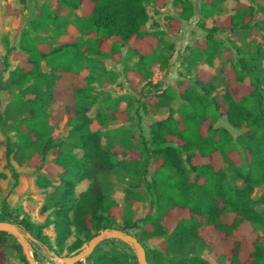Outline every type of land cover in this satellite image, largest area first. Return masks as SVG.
<instances>
[{
    "label": "trees",
    "instance_id": "1",
    "mask_svg": "<svg viewBox=\"0 0 264 264\" xmlns=\"http://www.w3.org/2000/svg\"><path fill=\"white\" fill-rule=\"evenodd\" d=\"M178 1L180 9L164 18V29L149 31L147 7L161 9L168 0H51L50 7L40 6L29 20L34 37L24 32L20 50H7L6 54H14L18 62L5 80L1 75L9 68L7 55L0 59V91L29 80L40 85V63L48 61L53 69V95L61 102L56 114L48 115L40 100L34 99L30 118L20 123L17 141L7 148L9 151V146L16 144L38 149L42 160L55 153L46 166V172L59 182L52 218L37 225L25 218L18 223L15 215L0 210V221L20 224L37 239L34 245L43 242L49 246L42 232L49 225L53 226V246L58 253L64 247L68 253L78 249L83 238L88 241L104 228L135 229L145 248L147 239L166 236L162 250L169 248L177 255L198 239L213 255L226 260L221 264H264V234L257 231L264 228V188L256 201L252 198L254 189L264 185V70L260 67L264 47L257 43L254 53L245 55L236 43L241 32L259 35L264 41V6L239 3L235 13L214 19L205 27L204 20L226 0H200L198 25L205 32V41L198 47L209 65L220 51L229 64L223 65L218 75L200 71L194 83L180 79L175 89L153 85L143 98L145 105L158 107L179 99L183 118H176L170 109L165 118L149 126L148 137H140V152L128 159L119 162L117 145L102 143L99 134L90 129L86 110L75 106L78 99L89 97L95 71L87 76L81 71L84 65L95 63L94 57L119 61L121 48H125L127 55L136 57L134 73L139 80L148 78L155 64L161 70L168 67L174 46L163 36L178 33L194 12L191 0ZM78 9L74 18L78 34L67 42L51 43L44 36L45 28L52 26L59 37L70 23V10ZM224 33L230 34L228 46L217 38ZM109 112L122 121L132 118L117 112L115 106ZM63 115L79 142L80 156L58 146L51 135L50 120L57 123ZM219 118L239 133L233 136L229 128L217 125ZM150 162V208L136 222H132L130 211L138 199L135 192L127 191L124 205L92 186L75 196L76 185L91 179L96 169H121L133 178ZM255 202L263 206L261 210L255 208ZM119 220L122 222L117 225ZM72 228L75 240L66 245ZM8 237L10 234L0 231V264L7 261ZM116 242L122 243L115 239L99 243L86 257L88 263L136 264L131 253L121 250L96 253L100 244ZM15 248L21 251L17 243ZM145 252L148 264H209L198 258L163 259L149 249ZM33 255L40 260L35 247Z\"/></svg>",
    "mask_w": 264,
    "mask_h": 264
},
{
    "label": "rangeland",
    "instance_id": "2",
    "mask_svg": "<svg viewBox=\"0 0 264 264\" xmlns=\"http://www.w3.org/2000/svg\"><path fill=\"white\" fill-rule=\"evenodd\" d=\"M191 2L194 6L191 18L182 23V28L178 33L174 35L166 33L163 36L168 43L174 46V52L166 69L161 70L155 64L149 69L148 78L139 80L134 73L136 57L127 55L125 48H121L119 61L94 57L95 63L92 66L84 65L82 68L83 76L95 71V80L88 91V99H78L75 106L86 110L90 129L99 134L102 143L117 145L115 151L119 162L128 159L134 152H140V137L147 138L149 126L153 122L165 118L170 109L173 110L176 118H183L179 112V108L182 106L179 99L158 107L145 105L143 98L153 85H159L160 89H175L176 83L180 79L194 83L200 71L218 75L220 68L229 64L221 51L214 58L212 65L207 63L198 47L205 41V32L198 25L200 0H191ZM239 3L254 8L257 4L264 6V0H226L216 8L210 18L204 20L205 27H210L214 19L221 20L235 13V7ZM50 5L51 0H0V59L7 55V50L10 48L20 50L19 45L24 32L28 33V37H34L35 33L30 30L28 25L29 20L40 6L50 7ZM179 9L178 0H168L166 6L161 9L148 6L147 12L151 17L147 23L148 30L164 29V18L174 15ZM79 12L80 9L70 10L68 15L70 23L59 37L54 35L52 26L45 28L44 36L53 44L69 41L71 37L78 34L74 18ZM259 14L257 12V15ZM247 34L248 32H241L240 37L236 39V43L243 49L245 55L254 53L257 43L264 47V41L259 35L247 36ZM217 38L224 41L225 46H228L229 33L218 34ZM7 58L9 68L1 75L3 80L8 78L9 72L15 68L18 62L14 54L7 55ZM40 65L43 74L40 85L29 80L22 86H13L7 91H0V210L15 215L18 223L22 218H25L35 225L42 224L46 219L52 218L53 205L58 200L55 186L59 182L46 172V166L55 153L50 152L42 160L38 149L22 148L16 144L10 145L9 151L7 148L9 143L17 141L16 133L20 123L30 118L34 99L40 100L41 107L48 115H55L61 105V102L53 95V69L48 61H42ZM260 67L264 70V61L260 63ZM112 106H115L117 112L131 116V120L122 121L111 117L109 110ZM49 123L53 126L51 135L56 144L71 149L73 153L80 156L79 142L70 133L71 125L67 116L63 115L57 123L54 120H50ZM217 125L229 128L223 118L217 120ZM229 130L233 136L239 133V131L230 128ZM152 170L153 164L150 162L143 166L140 176L132 178L121 169H96L91 179L83 180L76 185L75 196L77 197L80 192L92 186L106 195L112 194L120 205H124L127 191L135 192L138 194V199L131 204L130 211L132 222H136L150 208L151 196L147 183L150 181ZM263 188L264 185L254 189L252 197L254 201L257 200ZM254 206L258 210L263 207L256 202ZM154 211L155 207L152 212ZM121 222L119 220L117 225H120ZM18 223L16 224L24 232L30 233ZM257 231L264 234V228H258ZM42 232L48 237L49 246L43 242H39L40 245L36 246L34 245L36 242H31L32 254L34 247L41 254L40 260H36L34 255L33 259L38 264H57L55 259L57 256H65L69 253L66 247L60 253L54 250L55 236L52 225L43 228ZM126 232L135 235L136 230L132 229ZM10 236L5 245L6 264H29L24 256L21 243L13 235L10 234ZM165 238L166 236L147 239L146 248L143 246L145 251L149 249L156 254L159 253L160 258L163 259L192 260L198 258L209 264L226 263L223 257L213 255L198 239H193L181 249L179 254L173 255L169 248L162 250L161 243ZM74 240L75 234L74 228H72L66 245L71 244ZM86 242V239L83 238V243L79 247ZM16 243L20 245L21 251L15 248ZM122 243L100 244L96 253L121 250L131 253L138 264L134 250L126 243ZM81 264H89L86 257L81 260Z\"/></svg>",
    "mask_w": 264,
    "mask_h": 264
},
{
    "label": "water",
    "instance_id": "3",
    "mask_svg": "<svg viewBox=\"0 0 264 264\" xmlns=\"http://www.w3.org/2000/svg\"><path fill=\"white\" fill-rule=\"evenodd\" d=\"M0 231L13 235L22 245L24 256L29 264H38L33 259L31 242L36 239L28 232H24L16 223L0 221ZM107 239H117L129 245L135 252L138 264H148L146 252L137 237L129 232L118 228H104L93 235L85 244L78 249L71 251L68 255L57 256V264H76L92 253L96 245Z\"/></svg>",
    "mask_w": 264,
    "mask_h": 264
}]
</instances>
